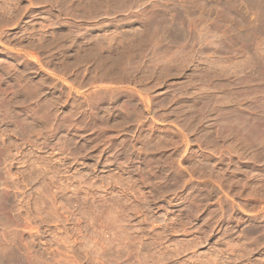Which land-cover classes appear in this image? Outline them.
<instances>
[{
	"label": "rangeland",
	"instance_id": "rangeland-1",
	"mask_svg": "<svg viewBox=\"0 0 264 264\" xmlns=\"http://www.w3.org/2000/svg\"><path fill=\"white\" fill-rule=\"evenodd\" d=\"M1 99L0 264H264V0H0Z\"/></svg>",
	"mask_w": 264,
	"mask_h": 264
},
{
	"label": "bare ground",
	"instance_id": "bare-ground-1",
	"mask_svg": "<svg viewBox=\"0 0 264 264\" xmlns=\"http://www.w3.org/2000/svg\"><path fill=\"white\" fill-rule=\"evenodd\" d=\"M5 107V106H4ZM3 100L1 99L0 100V121H2V117H3ZM4 212H2V209H1V212H0V215H2ZM4 220V217L2 218Z\"/></svg>",
	"mask_w": 264,
	"mask_h": 264
}]
</instances>
